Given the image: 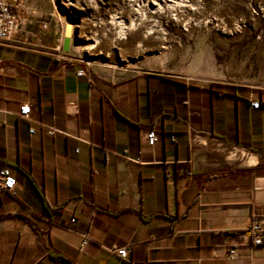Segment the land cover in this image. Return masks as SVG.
I'll use <instances>...</instances> for the list:
<instances>
[{"label": "crops", "instance_id": "1", "mask_svg": "<svg viewBox=\"0 0 264 264\" xmlns=\"http://www.w3.org/2000/svg\"><path fill=\"white\" fill-rule=\"evenodd\" d=\"M13 4L26 21L0 43V169L17 183L0 190V264H264V87L78 76L39 41L44 11Z\"/></svg>", "mask_w": 264, "mask_h": 264}, {"label": "rangeland", "instance_id": "2", "mask_svg": "<svg viewBox=\"0 0 264 264\" xmlns=\"http://www.w3.org/2000/svg\"><path fill=\"white\" fill-rule=\"evenodd\" d=\"M27 2L44 11L39 41L47 50L65 51L89 77L95 72L117 79L153 68L200 84L264 87V0H158L181 2L176 20L152 13L151 0ZM114 15L136 23L125 38L117 37Z\"/></svg>", "mask_w": 264, "mask_h": 264}, {"label": "built area", "instance_id": "3", "mask_svg": "<svg viewBox=\"0 0 264 264\" xmlns=\"http://www.w3.org/2000/svg\"><path fill=\"white\" fill-rule=\"evenodd\" d=\"M13 3L14 0H0V43L12 40L18 28L26 21L25 17L22 15L23 8L15 6ZM42 26L45 27L46 25L42 24ZM76 74L78 76L86 75L83 69L78 70ZM250 105L251 107L257 108L260 106V101L252 99L250 101ZM29 112L30 105L27 103L22 104L20 107V115L27 116ZM45 127L46 133L49 135H54L58 131L52 126L45 125ZM29 131L30 133H32L33 128H30ZM145 138L147 143L151 146L154 145L157 141V135L153 129H147L145 131ZM171 138L174 139V136L171 135ZM185 173L189 175L191 173V170L187 168ZM16 184V179L12 174L10 168L7 166L2 167L0 169V190L15 193ZM251 230L255 232V238L253 242L254 245L262 244L264 229L261 224L258 221L254 220L251 224ZM87 240V235H83L81 239V245H84ZM112 251H114L121 257H125L128 253V248L125 246L117 247L112 249ZM227 256L229 259L235 258V247H231L228 249Z\"/></svg>", "mask_w": 264, "mask_h": 264}, {"label": "bare ground", "instance_id": "4", "mask_svg": "<svg viewBox=\"0 0 264 264\" xmlns=\"http://www.w3.org/2000/svg\"><path fill=\"white\" fill-rule=\"evenodd\" d=\"M152 3L155 6H149V10L152 13L155 14H167L169 17L172 19H177L176 13H174V10H176L177 7H181V2L178 4L175 3H170V4H165V3H159L158 0H151ZM142 15H145L144 13ZM113 24L118 27L117 31V37L119 39L125 38L127 31L134 29L136 27V23L134 21L128 22V24L125 23V21L120 18L117 15H114L113 17ZM150 33V32H149Z\"/></svg>", "mask_w": 264, "mask_h": 264}, {"label": "water", "instance_id": "5", "mask_svg": "<svg viewBox=\"0 0 264 264\" xmlns=\"http://www.w3.org/2000/svg\"><path fill=\"white\" fill-rule=\"evenodd\" d=\"M69 33H70V27L67 25L66 30H65L64 48L67 47ZM61 263L62 264H74L71 261L64 259V258L61 259Z\"/></svg>", "mask_w": 264, "mask_h": 264}]
</instances>
